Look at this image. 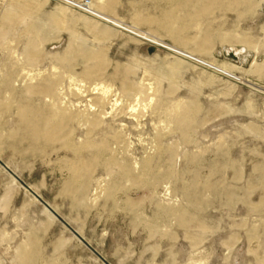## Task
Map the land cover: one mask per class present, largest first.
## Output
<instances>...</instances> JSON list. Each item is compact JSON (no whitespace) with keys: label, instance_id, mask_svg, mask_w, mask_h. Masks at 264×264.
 <instances>
[{"label":"rangeland","instance_id":"374dc122","mask_svg":"<svg viewBox=\"0 0 264 264\" xmlns=\"http://www.w3.org/2000/svg\"><path fill=\"white\" fill-rule=\"evenodd\" d=\"M108 4L0 0V101L3 107L12 104L8 111L0 108V264H258V244L264 252V207L255 210L263 193L255 187L264 177L254 167L264 163V71L251 65L254 59L264 63V0L256 15L240 17L235 8L214 22L220 34L240 30L260 46L256 51L236 44L237 58L221 40L209 53L177 46L165 31V0H119L114 12ZM25 13L59 18L57 29L48 27L51 36L42 48L51 58L41 68L60 67L54 55L66 51L74 33L75 42L107 55L112 65H132L135 79L149 93L159 89V96L170 103L199 102L207 122L193 132L191 143L182 144L178 132L161 121L162 111L138 117L118 111L117 122L127 133L123 143L112 144L111 155L132 168L131 177L98 167L88 193L75 195L67 162L74 154L34 146L22 136L16 119L25 98H38L25 88L34 75L31 67L12 65L17 56L13 51L24 48L31 37L22 21ZM175 61L181 64L169 95L170 78L160 70ZM8 72L15 75L11 87L5 82ZM157 128H163L165 146L175 145L177 154L171 160L156 159L158 167L170 168L173 175L151 183L140 167L144 158L158 154L153 141ZM191 154L194 159L187 156ZM223 159H232L234 166L222 167ZM196 175L200 194L189 202L181 187ZM212 183L220 190L204 188ZM168 207L189 208L186 228L166 212ZM186 233L201 238L192 243Z\"/></svg>","mask_w":264,"mask_h":264},{"label":"bare ground","instance_id":"6f19581e","mask_svg":"<svg viewBox=\"0 0 264 264\" xmlns=\"http://www.w3.org/2000/svg\"><path fill=\"white\" fill-rule=\"evenodd\" d=\"M104 1H108L107 9L111 12L115 11L119 3V0ZM261 1L263 0H165L168 7L164 14L165 31L175 40L177 46L182 48L191 46L196 53H209L215 47L217 40H221L222 44L228 45L227 48L235 52L237 50L233 46L236 44L257 51L260 50V46L250 38L251 36L238 33L239 29L233 35L228 32L220 34L215 29L214 22L219 15L225 16L235 8L240 17L256 15ZM180 11L185 12L184 16H178ZM6 19L10 21L11 16H7ZM22 21L27 22V32L31 37L24 48L13 51L17 56L14 55L16 59L13 60L12 65L31 67L30 70L34 71V75L31 76L30 83L27 81L25 88L28 94H35L38 98L37 100L25 98L19 106L16 119L21 124L22 136L30 140L34 146L63 148L74 154V158L67 159V162L71 173L69 187L75 195L85 196L88 193L90 180L98 167L104 168L109 174L117 169L120 176L131 177L132 168L129 165H119L116 158L111 155L112 144L123 143L127 133V131L122 132L125 125L117 122L118 111L124 116L132 117H138L139 113L144 114L145 111L155 113L162 111L164 117L161 121L172 131L178 132L182 144L191 143L193 132L207 122L208 117L200 116L202 106L199 102L193 100L189 104L170 103L159 96V89H155V93H149L148 86L135 79L136 71L132 65L120 63L112 65L107 55L97 52L84 42H75L74 33H71L72 39L66 51L54 55L60 67L55 64L49 71L45 67L41 68V62L47 57L51 58L50 53H45L42 48L43 42L51 36L52 31L48 27L57 29L55 25L59 22V18L54 13L49 14L47 18L25 13ZM180 64L181 61H175L160 70L170 78L171 84L167 92L169 95L176 88ZM77 67H81L80 71ZM251 69L264 71V63H258L257 59H254ZM14 77V73L6 75L5 82L8 87H11ZM35 80L36 82L33 83ZM74 96L78 97L77 100ZM11 106L12 104L7 102L3 107V102L0 101V108L8 111ZM76 127H78V137L74 135ZM163 131V128H157L153 137L158 154L147 156L141 163L140 170L147 182L155 183L165 175H173L170 168L165 171L164 168L156 165L157 158L165 160L167 156L171 160L177 154L175 145L165 146ZM187 156L190 159L195 158L192 154ZM234 164L232 159H223L221 166L231 168ZM254 169L264 177V163L255 165ZM200 180V176L196 175L192 183L181 187L183 195L189 202H193L200 194ZM13 181L18 180L14 178ZM114 187L111 191L116 189ZM204 188L220 190V186L216 183L206 185ZM255 188H260L263 192L259 203L254 206L258 211L264 207V180ZM249 204L252 205L250 201ZM46 208L49 210L52 207L47 204ZM188 211L187 207L183 211L172 207L166 210L169 214L176 215L179 223L185 228ZM185 236L192 243H197L196 241L201 238L190 233H186ZM259 248L258 244L255 251L257 262L264 264V252L261 254Z\"/></svg>","mask_w":264,"mask_h":264},{"label":"water","instance_id":"95a60500","mask_svg":"<svg viewBox=\"0 0 264 264\" xmlns=\"http://www.w3.org/2000/svg\"><path fill=\"white\" fill-rule=\"evenodd\" d=\"M230 52H231V54H232L233 57H235V58L238 57L237 54L234 53L235 51L231 50Z\"/></svg>","mask_w":264,"mask_h":264}]
</instances>
